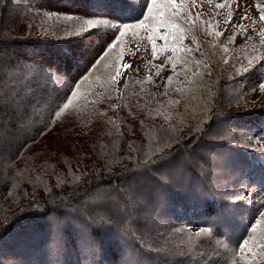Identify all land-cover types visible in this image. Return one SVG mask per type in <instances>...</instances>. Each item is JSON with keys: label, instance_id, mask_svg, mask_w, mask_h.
I'll use <instances>...</instances> for the list:
<instances>
[{"label": "trees", "instance_id": "obj_1", "mask_svg": "<svg viewBox=\"0 0 264 264\" xmlns=\"http://www.w3.org/2000/svg\"><path fill=\"white\" fill-rule=\"evenodd\" d=\"M17 1L0 0V264H224L216 243L234 240L225 221L243 235L256 222L238 221L230 200L233 173L253 179L256 156L221 134L247 123L235 105L244 92L236 60L211 46L220 58L206 55L207 70L174 91L178 103L160 116L150 111L162 105L155 99L130 114L105 88L93 118L66 136L53 116L59 85L46 73L70 65L74 74L78 64L60 63L73 53L67 38L31 35L32 16ZM163 141L173 144L166 162L137 168L138 159H156ZM195 221L203 247L190 250Z\"/></svg>", "mask_w": 264, "mask_h": 264}, {"label": "rangeland", "instance_id": "obj_2", "mask_svg": "<svg viewBox=\"0 0 264 264\" xmlns=\"http://www.w3.org/2000/svg\"><path fill=\"white\" fill-rule=\"evenodd\" d=\"M89 2L90 0L17 1V6L23 7L26 12L28 10L27 14L32 16V36L58 40L55 41L57 43L63 38L69 40L68 45L70 44L73 53L67 59L61 55V64L66 63L68 57L78 65L83 63L81 70L77 65L75 75L70 65L64 69H55L57 74L52 72L53 69L46 73L50 79L53 75L59 85L57 95L62 97L56 103L60 105L53 116L62 124L64 135L70 134L69 127L93 118L92 104H99L105 88L115 94L119 100L117 104H125L130 114L138 113L141 107L149 108L152 105L149 99L152 98L162 105H153L151 112L160 116L161 112L173 111L180 97L179 94L173 95L174 91L188 88L196 75L207 70L209 64L206 55L210 54L214 59L220 58L213 50L214 47L227 60H236L234 63L237 75L243 78L237 81V86H240L239 92H244L235 100V105L246 111L244 114L248 117L243 123L252 121L250 131L247 123H244L240 127L227 126L226 132L221 134L225 138L231 137L235 144L242 145L247 154L256 156L252 161L253 179L248 177L249 172L233 173L236 175L232 178L238 180V189L236 196L230 200L236 208L238 221L246 224L248 219H259V212L264 211V88L260 87L264 84V19H261L260 11L264 0H186L185 10L181 13L183 20L175 21L186 29L178 42H174L171 36L168 40L164 39L169 32L167 27H159L155 33L150 30L149 24L152 21L145 20L148 16L146 4L150 0H98V7H95V2L94 6ZM120 6L126 7L123 9L126 15L123 20L119 13ZM89 19L94 21L92 27L84 23ZM138 20H145L143 27L123 29V24L135 25ZM98 21L107 23H95ZM121 31L124 35L120 36L116 46L107 48L105 41L113 33L119 35ZM204 45L210 48L209 52L205 53ZM122 63H131L132 67H120L121 75L112 83L110 74H114V67ZM74 81L81 86L80 96L67 109L60 111L67 102L64 97L68 89L72 87L75 90ZM46 83L49 86L54 82L49 80ZM68 95L70 98L71 94ZM165 101L167 104L164 105L162 102ZM238 115L243 114L237 113L230 117ZM221 129L222 127L218 131ZM201 152L204 151L200 150ZM209 159L210 163L218 161L211 159V156ZM239 176H242L241 179ZM144 189L147 194L148 188L144 186ZM137 190L139 193V188ZM231 223L232 218L229 217L224 227L233 230L234 240L223 237L216 243V250L223 257V263L264 264V248L260 247L264 245V232L259 228L253 232L251 228L250 232L243 235L242 228H234ZM188 229L195 234L188 238L190 250L201 249L203 244L198 236L203 231L199 223L193 222ZM245 240L249 242L246 248L243 247ZM137 264L143 263L139 261Z\"/></svg>", "mask_w": 264, "mask_h": 264}, {"label": "snow or ice", "instance_id": "obj_3", "mask_svg": "<svg viewBox=\"0 0 264 264\" xmlns=\"http://www.w3.org/2000/svg\"><path fill=\"white\" fill-rule=\"evenodd\" d=\"M195 2V0H193ZM185 3L186 0H150V3L146 4L148 16L145 17V20L150 19L152 21L151 24H149L150 30L155 33L156 29L159 27H167L169 29V32L164 36L165 40H168V37L171 36L173 38L174 42H178L181 39L182 34L185 32V28L181 27L180 24L175 23L177 19L183 20V17L181 13L185 10ZM261 11V19H264V6L260 7ZM145 20H138L137 24H123V29H133L136 27H143ZM231 20V17H229V21ZM84 23L88 27H92L94 24V21L89 19L85 20ZM95 23H107V21H98ZM219 34V33H218ZM124 32H120L119 35L116 33H113L111 37L105 41V46L109 49L114 48L116 46V42L120 39V36H123ZM167 47V45H166ZM175 47L173 48V51H175ZM153 51H156L155 42L153 41ZM225 52H227V49H225ZM115 64V61H113ZM120 67H123L124 69H128L132 67L131 63H122L119 66L114 67L113 72L114 74H110V80L112 83H115L117 81V78L121 75L120 73ZM107 83V82H106ZM75 85V90H73L72 87L68 89V93H70V98L68 93L65 94L64 99H66V103L63 104V108L60 109V111H63L64 109H67L69 105L73 104L74 101L77 100L78 96H80V84L73 82ZM260 87L264 88V84H261ZM204 119H207V116L205 115ZM173 148V144L171 141H163L159 148H158V155H156V159L152 160L151 157H148L145 160H137L136 167L140 168L142 166H147L149 164H156V163H164L168 159V157L171 155V150ZM167 149V150H166ZM259 219H256L255 224L252 225L253 232H256L257 229L261 232H264V227H260L264 225V211L259 212ZM205 231H212V229H204ZM264 238V237H262ZM248 241H244L243 247L248 246ZM260 247L264 248V245H260ZM90 257L94 256V253L89 254ZM89 264H93L92 259L90 258Z\"/></svg>", "mask_w": 264, "mask_h": 264}]
</instances>
